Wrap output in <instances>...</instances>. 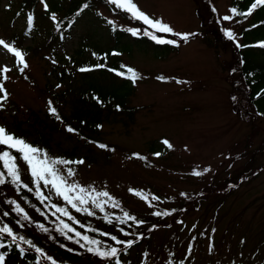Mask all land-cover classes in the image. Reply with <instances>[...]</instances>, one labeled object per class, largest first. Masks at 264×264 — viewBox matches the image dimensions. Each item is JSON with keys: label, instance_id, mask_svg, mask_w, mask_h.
I'll list each match as a JSON object with an SVG mask.
<instances>
[{"label": "rangeland", "instance_id": "1", "mask_svg": "<svg viewBox=\"0 0 264 264\" xmlns=\"http://www.w3.org/2000/svg\"><path fill=\"white\" fill-rule=\"evenodd\" d=\"M212 1L224 30L234 33L235 41L240 42L239 29L244 22L237 23L231 11V0ZM48 2V7L55 12L40 15L46 6L41 1L37 3L34 24L41 22V25L38 31L32 27L22 35L21 45L30 47L23 52L18 42L9 39L14 33L20 34L30 4L16 12L19 0H0V40L20 51L28 65L24 68L13 52L0 45V69H10L6 80L0 73V84L7 92L6 99L0 92V122L9 128L16 120H22L21 125L26 127L27 117L34 114L44 117L47 109L57 103L68 116L72 94L64 93L71 83L79 82L76 68L80 61L100 64L114 57L110 48L115 42L105 25L93 35L94 39H99L101 48L93 46L92 40L84 44L82 18L54 46L45 48V37L61 13L57 10L60 2ZM133 2L150 18L169 25L174 33L189 36L184 41L180 36L158 32L146 24L144 31L106 5L98 7L104 23L125 31L123 37H132L135 30L136 36L148 32L178 44H157L155 49L133 45L131 52L125 49L119 53L123 64L132 65L140 74V79L132 82L133 90L128 99L130 105L139 108L132 122L104 120L98 133L90 134L116 147L106 156L105 150L90 138L88 144H83L84 137L77 140L73 136L75 132L67 131L60 118L58 124L54 121L55 127L47 126L43 131L47 140L38 141L34 147L47 153L50 161H71L64 151L76 150L80 158L73 162L83 163L53 166L68 184L75 183L87 190L84 195L89 202L86 205L76 203L90 212L140 215L156 209L166 212L184 197L187 202L191 197L198 202L194 207L185 201L186 209L180 210L178 216L169 213V224L160 222L153 227L149 238L122 255L121 264H264V169L253 177L243 178L233 192L223 195L222 200L217 196L218 205L219 200L215 199L210 184L217 174L224 173L226 166L231 170L243 165L245 159H232L246 143L252 149L261 147L258 162L264 161V117L252 116V113L249 117L238 115L232 108L227 65L233 62L231 50L225 45L215 49L196 33L202 28L196 13V0ZM224 16L232 18L224 20ZM117 47L121 49L122 46L118 43ZM96 80L95 84L100 86L110 82ZM249 134L252 136L247 139ZM28 136L33 138L36 134ZM17 160L23 178L29 183V166L22 159ZM68 169L75 175L68 176ZM196 172L201 175H195ZM40 185L54 201L71 207L51 185L46 187L42 181ZM102 192H107L108 197L97 196ZM79 194L78 190L71 193L73 196ZM93 199L103 206V211L96 207ZM10 201L24 205L12 190L9 198L0 193V222L3 212H10L7 204ZM11 227L24 247L40 249L38 252L46 264H88L85 260L75 263L56 255L33 234L15 225ZM36 233L40 235V231Z\"/></svg>", "mask_w": 264, "mask_h": 264}, {"label": "trees", "instance_id": "2", "mask_svg": "<svg viewBox=\"0 0 264 264\" xmlns=\"http://www.w3.org/2000/svg\"><path fill=\"white\" fill-rule=\"evenodd\" d=\"M40 1L46 6V9H42L40 15L55 12L54 8L48 7V0H19L20 3L16 12L24 9L27 4H30V8L26 13L27 20L20 34L14 33L11 35L13 38L9 40L18 42L23 52H26L29 46L21 45L22 35L32 27L35 32L38 31L41 25V22L37 25L34 24V13H36L34 9ZM196 1L198 3L196 13L200 18L202 26L196 33H200L208 44L215 49H217L218 45H225L231 50L233 62H227V65L230 68L228 79L231 90L229 95L234 112L247 117L250 116V113H252V116L256 114L264 117V47L261 46L264 45V5H257L255 9H251V5L255 0L230 1L232 9L235 8L237 13H248L251 9L250 15L234 14L237 17V23L244 22L240 25L239 29L242 39L240 42H236L235 39H229L226 35L227 32L224 30L222 20L213 1ZM54 2L55 4L57 2L61 3L59 9H57L61 13L45 37L46 39L43 42L45 48L54 46V43L59 38L64 37L72 25L82 18L85 26V31L82 35L84 37V44L92 40L93 46L101 48V44L98 43L99 39H94L93 35L105 25L107 30H110L109 35L115 42L110 48V54L114 57H110L109 61L100 64L80 61L79 66L77 65L76 68L79 82L71 83L64 93V95L66 93L72 94L71 108L68 116L62 112L61 104L57 103L47 109L44 117L40 114H34L30 118L27 117L24 120L26 127L21 125L22 120H16V118V121L14 120L15 122L11 123L10 128L4 122H0V127H3L6 133L35 146L38 141L45 142L47 140L44 137L43 131L47 126L49 128L55 127L54 125L58 124L57 119L60 118L67 131L69 128L73 129V132H75L73 136L77 140L81 141L84 137L86 140H83L84 143H82L88 144V138H90L97 143L101 150H105L106 156H109L110 153L108 151L116 146L108 144V142L102 141L90 134H97L104 120L116 119L125 124L132 122L136 109L139 108L136 105H130L128 102L133 90V80L129 78L131 73L127 69L131 68L136 73L137 71L132 65L123 64L119 53L125 49L131 52L133 45L137 47L148 46L155 49L159 43L153 40L148 32H142L143 34L140 36L123 37L126 33L125 31L119 30L117 26L111 25L108 22L104 23L102 16L98 12L100 5H106L124 19L136 23L142 30L146 27L142 20L133 18L130 13L116 7L110 0H54ZM6 10L10 9L6 8ZM30 21L32 24H30ZM118 43L122 46L121 49L117 47ZM37 50L38 47L35 48V51ZM119 73H123V75ZM139 75L137 73V79H140ZM90 76H93L94 79L92 77L89 78ZM87 78L89 79L88 82H86ZM96 79H104V81L110 82L104 83V86H100L95 84L97 82ZM53 108L56 110V114L52 113L51 109ZM47 117L52 120H49ZM33 133L36 136L30 138L28 135ZM250 134L247 136V139L252 136ZM100 145H104L105 147L102 148ZM261 150V147L252 149L246 143L243 150L232 159V161L239 157L245 159L243 165L238 168L234 167L231 170H229V166H226L221 176L217 174L218 177L214 178L215 180L210 183L216 200H222L224 194L233 192L238 186L239 181L243 178L248 179L253 177L259 170L264 169V161L258 162V153H261ZM3 151H9L17 159L20 158V153L14 149L0 145V153ZM64 152L71 161L77 157L80 158V156H76L74 148L65 150ZM86 153L91 156L89 152ZM16 164L19 169L20 182L13 184L11 182L12 178L7 175V170L3 166V161L0 160V172H4L6 180L5 184L0 185V193L9 198L10 191L12 190L23 201L24 205H21L17 201H15L16 205L10 202L7 203L10 212L6 216L3 212L0 228L3 225H7L14 230L11 226H18L25 232L33 234L47 250H52L56 255L71 262L74 261L76 263L77 261L81 262L85 260L88 264H121L122 255L129 252L132 247L137 246L143 239L149 238L153 227L157 226L160 222L169 224V221H167L170 219L168 218L169 213H176L175 216H178L181 213L179 212L180 210L186 209L184 202H187V199L184 197L180 198L179 202L171 206L166 212L156 209L151 213L128 215L135 219H129L125 214L117 213L97 214L92 212L93 214L89 215L87 212H78L67 204L54 201L41 185L37 189L30 168L27 172L31 178L28 183L22 176L18 160H16ZM24 185H27V187H24ZM37 191L41 192L47 199H44L42 202L37 196ZM192 195L195 196V193ZM217 196L220 198L218 199ZM199 199L203 198L200 197ZM220 200L216 205L220 203ZM188 202L193 204L194 207L198 206V202L193 197ZM179 204L180 208L177 207ZM17 205L24 210L23 213L16 211ZM57 207L67 209L69 215L58 212L56 210ZM25 213L27 214V219L25 218ZM156 213H160V215H156ZM65 224L69 227L65 228ZM70 229H74L75 231H71ZM38 231H40V235L36 233ZM77 232L80 233V236L76 235ZM83 236H87L90 241H96L97 243L90 244L88 241L82 239ZM68 237H72V239H68ZM76 241H79V243ZM117 241H123V243H117ZM129 241L132 242L131 246H128ZM89 247L93 249L98 248L103 252H110L112 248H116L117 255L101 257L94 252H89L87 250ZM35 249L24 247L17 238L13 240L12 236L0 232V256L3 257V264H46L42 255Z\"/></svg>", "mask_w": 264, "mask_h": 264}, {"label": "snow or ice", "instance_id": "3", "mask_svg": "<svg viewBox=\"0 0 264 264\" xmlns=\"http://www.w3.org/2000/svg\"><path fill=\"white\" fill-rule=\"evenodd\" d=\"M110 2L116 7L130 13L133 18L142 20L144 24L149 25L152 29H155L158 32L163 33H173L174 35L180 36L181 39L184 41L188 40L189 34H179L174 33L173 29L165 24L160 19H152L150 18L146 13L141 11L136 3L133 2V0H110ZM257 5H264V0H255V2L251 5V9H255ZM251 9L248 13H237V10L233 8L231 11L233 14L238 15H250ZM232 17L230 16H224V20H229ZM138 34L137 31L133 30V35ZM152 36V39L155 40L159 44H173L177 45V41L175 40H168L164 38H158L156 35L148 33ZM226 35L229 39H235L234 34L232 32H227ZM0 45H2L4 48L8 49V51L13 52L16 57L19 58V62L23 64V67H28L27 63L24 60L23 54L16 50L13 47H10L8 43H6L3 40H0ZM264 47V45H261ZM23 71V68L20 69ZM83 70V69H82ZM10 71L8 68L0 69V73H3V79H7L6 73ZM127 71L131 73V76L129 77L133 81L138 78L137 73L131 69L128 68ZM120 75H123V73H119ZM160 79H164L163 77H160ZM178 83H185L182 81H177ZM0 92H3V98H7V92L3 87V84H0ZM2 106V105H0ZM53 114H56V110L53 108L51 109ZM68 131H73V129L69 128ZM167 143V141H165ZM0 145H5L8 148L14 149L16 152L20 153V158L29 166L31 175L34 178V182L36 184L37 189L40 187L41 181L43 184L47 187L51 185V187L55 190L56 194L58 196H61L65 202L71 205L72 208L76 209V211L80 212H87L89 215H92L93 213L90 212L86 207L82 208L78 206L76 201H79L81 205H86L89 201L84 195L86 193V189L81 187L78 184H68L64 176L60 175L58 170L53 166L56 163L60 164H69V163H83V161H64V160H57V161H50L47 157V153H41V150L26 143L23 139L16 138L11 134L6 133V130L3 127H0ZM100 147H105L104 145H100ZM171 147V145H169ZM43 157V158H42ZM0 160L3 161V166L7 170V175L12 178L11 182L13 184H18L20 182V174L18 165L16 164L17 157L12 155L9 151H3L0 153ZM75 173L72 169H68V176H74ZM195 175L199 176L201 175L200 172H196ZM5 174L4 172H0V185H3L6 183V180L4 178ZM24 187H27V185H24ZM80 193L79 195H71L73 192ZM31 191V189H29ZM107 192L97 193V196H104L108 197ZM38 198L41 199L43 202L44 199H47V197H44L43 194L39 191H37ZM10 203H14L10 201ZM93 203L96 204V207L100 208L101 211H103V206L100 203H97L95 199H93ZM55 207V205H53ZM56 210L58 212H63L65 215H69L67 209L65 208H59L57 207ZM16 211L18 213H23V209L20 208L19 205L16 206ZM7 215V213H5ZM156 215H160V213H156ZM125 216L129 219H135L134 217H129L128 213H125ZM25 218L27 219V214L25 213ZM65 228H68L69 226L67 224L64 225ZM71 231H75L74 229H70ZM47 231V229H45ZM63 231V230H61ZM0 232L7 233L9 236H12L13 240L16 239V236L13 234V231L10 227L5 225L4 227L0 228ZM77 236H80V233H76ZM21 240H23V237H20ZM68 239H72V237H68ZM82 239L85 241H88L90 244L97 243L96 241H90L87 236H83ZM115 239V237H113ZM26 243L31 244V241H25ZM79 243V241H76ZM117 243H123V241H117ZM131 241L128 242V246H131ZM83 247V245H81ZM37 251H40V249H36ZM89 252H94L96 255H99L101 257H107V256H116L117 255V249L112 248L110 252H103L100 251L98 248L93 249L92 247H89L87 249ZM0 264H3V257L0 256Z\"/></svg>", "mask_w": 264, "mask_h": 264}]
</instances>
